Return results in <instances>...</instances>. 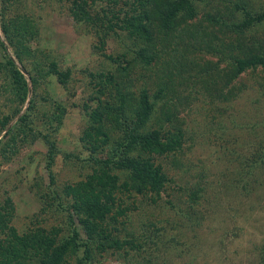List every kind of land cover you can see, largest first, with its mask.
I'll use <instances>...</instances> for the list:
<instances>
[{
	"label": "rangeland",
	"instance_id": "rangeland-1",
	"mask_svg": "<svg viewBox=\"0 0 264 264\" xmlns=\"http://www.w3.org/2000/svg\"><path fill=\"white\" fill-rule=\"evenodd\" d=\"M68 1L0 0V63L6 52L27 80L21 102L0 66V116L19 108L0 132V201L10 198L18 232L57 224L67 233V211L56 206V198L47 205V192L61 193L63 184L84 179L95 165L86 159L81 135L99 95L95 73L112 70L115 63L106 54L118 55L128 41L114 34L95 41L93 28L73 21ZM190 1L195 14L166 34L157 30L154 59L136 63L124 77L134 96L145 88L153 101L147 127L158 125L165 113L171 119L162 132L181 127L179 148L151 154L168 179L158 194L117 193L125 213L117 216L114 233L135 245L98 252L90 243L92 264H261L264 158L257 152L264 142V66H249L229 81L225 74L233 56L264 48V0ZM3 22L26 26L21 62ZM51 60L68 69L63 83L45 73ZM103 89L104 96L113 92L109 84ZM21 113L26 119L19 124ZM42 133L56 146L49 165ZM80 256L67 254L70 264H84Z\"/></svg>",
	"mask_w": 264,
	"mask_h": 264
},
{
	"label": "trees",
	"instance_id": "trees-1",
	"mask_svg": "<svg viewBox=\"0 0 264 264\" xmlns=\"http://www.w3.org/2000/svg\"><path fill=\"white\" fill-rule=\"evenodd\" d=\"M97 1L101 0H69L68 10L73 21L93 28L92 35L100 44L113 34L123 35L128 41L123 43L124 50L118 55L106 54L115 63L112 70L95 73L99 78V95H95V105L87 110V123L81 133L89 152L86 159L95 165L84 179L63 184L61 193L57 189L47 192V205L56 198V206L67 211L70 224L66 234L61 233L63 227L57 224L49 227L33 225L18 232L11 222L13 205L10 198L0 201V264H70L67 254L72 252H80L81 256L77 258L83 259L84 264H92L90 243L98 252L120 248L124 244L134 246L131 239L121 240L114 233L117 216L125 213L117 193L132 190L158 194L168 178L151 154H167L181 144L183 133L180 126L173 124L162 132V123L171 119L169 113L161 117L158 125L147 127L153 101L145 88L134 96L129 88H125L124 77H128L127 73L136 63L148 65L154 59L161 35L175 24L191 18L195 14L193 4L190 0ZM1 29L9 45L13 46V55L21 62L26 26L17 24L10 28L3 22ZM0 44L5 49L1 41ZM242 52L243 55L233 56L231 67L225 74L226 81L249 66H264V48L248 47ZM4 53V62L0 66L7 69L12 90L22 102L27 93V80L13 58ZM50 72L60 83L69 74L68 69H58L52 60L45 70L46 74ZM34 81L31 75L30 82ZM105 84H109L113 92L108 90L104 96ZM18 110L0 116V132ZM25 117L26 114L19 115V124ZM118 130L113 136L112 133ZM41 136L47 145L49 165L54 159L56 146L45 133ZM257 155L264 158V142ZM118 172L123 173L124 178L120 179ZM49 180L52 182L51 176ZM74 216L85 239H79ZM260 254L261 264H264V243L260 246Z\"/></svg>",
	"mask_w": 264,
	"mask_h": 264
}]
</instances>
